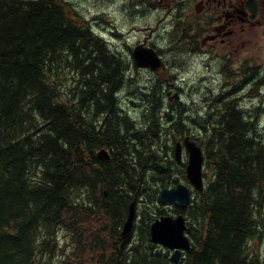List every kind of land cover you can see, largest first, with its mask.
Here are the masks:
<instances>
[{"label": "trees", "instance_id": "trees-1", "mask_svg": "<svg viewBox=\"0 0 264 264\" xmlns=\"http://www.w3.org/2000/svg\"><path fill=\"white\" fill-rule=\"evenodd\" d=\"M129 73L68 0H0V264H45L56 253L63 264H174L150 240L163 209L157 148L170 135L161 87L145 88L133 113ZM235 107L214 115L211 176L182 211L192 246L180 264H264V136ZM133 201L143 225L123 244Z\"/></svg>", "mask_w": 264, "mask_h": 264}, {"label": "flooded vegetation", "instance_id": "flooded-vegetation-1", "mask_svg": "<svg viewBox=\"0 0 264 264\" xmlns=\"http://www.w3.org/2000/svg\"><path fill=\"white\" fill-rule=\"evenodd\" d=\"M128 2L133 3L127 0L125 5ZM152 5L165 11L162 21H166L161 26L166 29L168 43L192 51V54L189 53L191 56L202 55L204 58L206 70L202 74L201 85L204 86L205 94L202 96L209 113L215 105L219 108L224 103H234L235 106L247 103V106L254 107L253 103L264 102V0H155ZM157 30H160V26H157ZM157 37L161 38L159 34ZM139 43L149 45L148 36ZM153 47L163 58V65L152 72L163 76L170 69V57L167 54L173 53L175 47L169 46L168 50L157 44ZM190 79L188 76L183 80L184 83L166 80L160 84L165 91L161 101L164 122L171 123L163 128L169 131L168 134L171 133L166 137L165 149L157 148L158 154L164 156L159 165L161 170L156 168L158 172L155 174V182L160 185L158 194L166 184L173 188L180 183L186 184L194 197L197 194L187 170L189 138L201 146L205 153V168L208 167L207 154L211 145L209 132L203 127L202 131L193 132L195 126L184 115V110L181 116L172 113L174 110L181 111L178 104L194 99L188 92L198 86L191 83ZM248 112L250 115L251 111ZM161 205V213L165 214H176L189 206ZM141 216L140 213L135 225L139 226ZM168 251L171 254L172 251ZM185 254L186 251L182 250L178 264L183 261Z\"/></svg>", "mask_w": 264, "mask_h": 264}, {"label": "rangeland", "instance_id": "rangeland-1", "mask_svg": "<svg viewBox=\"0 0 264 264\" xmlns=\"http://www.w3.org/2000/svg\"><path fill=\"white\" fill-rule=\"evenodd\" d=\"M68 1L76 6L82 15L91 20L97 34L108 40L109 45L125 57L128 64V71H130L129 76L131 74L133 79L132 84H129L123 92V99H125V104L129 107H127L128 110H132L133 113L136 110L138 113L141 112V108L144 105L143 102L147 99V96H145V88H148L151 84L156 88L160 87L157 84H161L166 80H177L178 83H184L183 80L187 79L189 76V78H191L190 82L198 86V88L189 89L188 92V95L194 97V99L185 100L178 104V106L185 111L184 115L189 117V122H193L195 126L202 123V127H206V131L209 132L210 135L211 128L213 127L212 123L215 122L213 118L218 108L215 105L213 111L211 110L209 113L206 108V103H203L204 100L202 95L205 94V89L204 86L201 85V82L203 79L202 74L206 70L203 64L204 58H202V55H198V57L191 56L189 53L192 54V51L177 47V44L168 43V38H166L165 35L166 29L164 26H161L166 21H162L165 11L159 10L160 7L152 5L155 3V0H151V2H149L150 0H129L133 1V3L128 2L126 5L125 3H127V0ZM157 26H160V30H157ZM157 34H159L161 38L157 37ZM145 36H148L149 45L153 46L157 44L158 47L164 50H168L169 46L175 47L173 53L167 54L168 57H170V69L167 74L161 76L150 70L136 67L132 51L140 41L144 40ZM158 90L160 91L157 95L162 98L165 91L161 88H158ZM257 100L260 99L258 98ZM139 104L140 106H138ZM253 104L254 107H250L247 106V103H242V106H238V108L241 109V111H247L246 114L244 113L245 119H248L252 125H254L255 132L261 133L264 136V102ZM259 106H262L263 109H258ZM248 111H251L250 115ZM161 113L162 117H164L165 113ZM211 114L212 116L209 117ZM258 114L260 115L259 120ZM170 124L169 122L160 123V125H164V128L168 127ZM193 129L195 133L203 130L200 127H194ZM208 174V177H210L211 169H208ZM143 220L144 218L141 216L139 226L143 225ZM61 238L64 243V239H66L64 233H61ZM45 264H63L62 257L56 255L50 262Z\"/></svg>", "mask_w": 264, "mask_h": 264}, {"label": "water", "instance_id": "water-1", "mask_svg": "<svg viewBox=\"0 0 264 264\" xmlns=\"http://www.w3.org/2000/svg\"><path fill=\"white\" fill-rule=\"evenodd\" d=\"M133 56L138 66L148 67L153 70L158 69L162 65V59L159 57L154 48L140 44L133 50ZM189 166L188 176L196 189L202 190L204 155L202 148L195 141H189ZM107 152L102 150L99 153L101 158L107 159ZM191 190L185 184H179L177 187L170 189L168 185L161 191L160 199L163 202H176L177 205L183 207L191 200ZM136 202L130 205L129 216L125 222L122 236L126 239L134 225L136 217ZM187 230L186 219L183 215L174 218L171 216H161L157 218L151 226V239L154 243H161L172 250L173 260L177 261L180 257L182 249L190 250L191 241L185 234Z\"/></svg>", "mask_w": 264, "mask_h": 264}, {"label": "bare ground", "instance_id": "bare-ground-1", "mask_svg": "<svg viewBox=\"0 0 264 264\" xmlns=\"http://www.w3.org/2000/svg\"><path fill=\"white\" fill-rule=\"evenodd\" d=\"M130 53H131V52H130ZM71 59H72V58H71ZM131 59H132V58H131ZM93 62H94V61H93ZM87 68H88V67H87ZM90 69H91V68H90ZM117 83H118V82H117ZM201 87H202V86H201ZM201 87H200V88H201ZM191 91H192V90H191ZM119 93H120V92H119ZM190 93H191V92H190ZM51 94H52V93H51ZM167 95H168V94H167ZM117 98H118V97H117ZM115 103H116V102H115ZM122 104H123V103H122ZM164 104H165V103H164ZM236 107H237L238 110H240V109L238 108V105H237ZM236 107H235V108H236ZM157 108H158V107H157ZM181 111L183 112V109H181ZM96 118H97V117H96ZM244 118H245V117H244ZM94 119H95V118H94ZM183 119H184V118H183ZM110 120H111V119H110ZM144 121H145V120H144ZM162 122H164V121H162ZM128 123H129V122H128ZM191 123L193 124V122H191ZM212 124H213V123H212ZM104 125H105V124H104ZM165 125H166V124H165ZM208 125H209V124H208ZM163 126H164V125H163ZM174 126H176V125H174ZM194 126H195V125H194ZM86 127H87V126H86ZM132 127H133V126H132ZM200 128H201V126H200ZM211 129H212V128H211ZM208 130H209V129H208ZM138 132H139V131H138ZM148 132H149V131H148ZM170 133H171V132H170ZM212 133H213V132H212ZM52 134H53V133H52ZM161 134H162V133H161ZM148 135H149V134H148ZM178 135H179V134H178ZM149 139H150V138H149ZM154 139H155V138H154ZM147 141H148V140H147ZM155 142H156V141H155ZM165 144H166V143H165ZM160 150H161V149H160ZM136 151H137V150H136ZM143 153H144V152H143ZM137 154H138V153H137ZM81 158H82V157H81ZM150 159H151V158H150ZM175 160H176V159H175ZM157 161H158V160H157ZM152 164H153V163H152ZM147 172H148V170H147ZM157 172H158V171H157ZM147 175H148V174H146V176H147ZM142 179H143V178H142ZM142 179H141V180H142ZM126 190H127V189H126ZM126 190H125V191H126ZM142 212H143V211H142ZM120 219H121V218H120ZM201 224H202V223H201ZM121 257H122V256H121Z\"/></svg>", "mask_w": 264, "mask_h": 264}]
</instances>
